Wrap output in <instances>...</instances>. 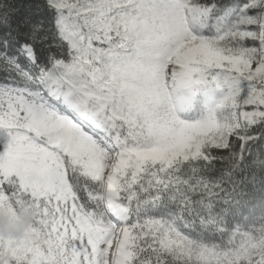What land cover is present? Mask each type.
<instances>
[{
  "label": "snow or ice",
  "instance_id": "6c2138e0",
  "mask_svg": "<svg viewBox=\"0 0 264 264\" xmlns=\"http://www.w3.org/2000/svg\"><path fill=\"white\" fill-rule=\"evenodd\" d=\"M0 132V264H264V0H0Z\"/></svg>",
  "mask_w": 264,
  "mask_h": 264
},
{
  "label": "clouds",
  "instance_id": "9594fccd",
  "mask_svg": "<svg viewBox=\"0 0 264 264\" xmlns=\"http://www.w3.org/2000/svg\"><path fill=\"white\" fill-rule=\"evenodd\" d=\"M35 210L27 205H12L0 200V238L22 241L32 233Z\"/></svg>",
  "mask_w": 264,
  "mask_h": 264
},
{
  "label": "rangeland",
  "instance_id": "374dc122",
  "mask_svg": "<svg viewBox=\"0 0 264 264\" xmlns=\"http://www.w3.org/2000/svg\"><path fill=\"white\" fill-rule=\"evenodd\" d=\"M219 97L220 93L213 89L197 93L193 98L192 108L189 110L188 115L193 116V118L200 116L205 111L206 106L214 103ZM198 102L199 105H197ZM6 140L7 134L0 132V152L3 151Z\"/></svg>",
  "mask_w": 264,
  "mask_h": 264
},
{
  "label": "trees",
  "instance_id": "16d2710c",
  "mask_svg": "<svg viewBox=\"0 0 264 264\" xmlns=\"http://www.w3.org/2000/svg\"><path fill=\"white\" fill-rule=\"evenodd\" d=\"M200 103L198 102L197 103V105H199ZM193 111V110H192ZM191 117H193V116H191ZM219 166V165H218ZM246 199L248 198L247 196L245 197ZM245 215L247 214V213H244Z\"/></svg>",
  "mask_w": 264,
  "mask_h": 264
}]
</instances>
